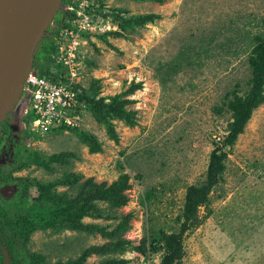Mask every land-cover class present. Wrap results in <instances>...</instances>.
Instances as JSON below:
<instances>
[{"label": "rangeland", "instance_id": "1", "mask_svg": "<svg viewBox=\"0 0 264 264\" xmlns=\"http://www.w3.org/2000/svg\"><path fill=\"white\" fill-rule=\"evenodd\" d=\"M93 1L96 9L103 7L102 14L95 12L98 19L117 10L127 17L158 16L123 38H99L120 31L118 24L109 20L84 43L88 64L81 85L88 88L97 80L102 98L140 85L126 97L135 102L127 108L137 111L138 124L131 128L113 121L117 142L104 124L82 109L83 119L77 128L102 144V153H91L76 132L54 130L44 137L34 136L21 115L22 104H17L7 117L11 129L0 148V197L9 202L22 181L32 184L21 200L25 203L15 208L26 217L18 264H75L89 248L120 240L128 243L123 252L93 254L84 263L125 259L129 264H142L151 258L153 264H161L165 236L179 232L182 225L179 216L188 188L206 181L211 154L227 135L232 120L227 95L237 85L241 95L249 89V59L257 40L264 39V0ZM63 11L61 7L51 27L61 28V21L67 18ZM50 31L45 36L49 40L53 37ZM40 49L41 45L34 55L36 61ZM41 63L33 67L35 73L52 70L49 60ZM26 131L32 136H23ZM224 151L228 154L226 170L211 193L209 210L202 208L199 213L201 224L183 236L181 264H264V104L254 111L235 145L224 147ZM35 152L46 161L65 152L77 158L69 163L51 162L49 169L29 164ZM19 163L29 165L17 170ZM72 174L81 177L78 182L61 184L66 178L71 180ZM124 175L130 177L128 205L115 209L99 202L98 207L111 217L85 218L84 223L113 231L130 216L127 231L111 239L67 226L63 213L70 202L64 199L74 201L90 178L112 184ZM51 184L55 201L37 200L36 185ZM55 203L59 205H52ZM9 216L14 217L11 212ZM144 239L147 248L158 242L161 249L142 255L135 248L141 247Z\"/></svg>", "mask_w": 264, "mask_h": 264}, {"label": "trees", "instance_id": "2", "mask_svg": "<svg viewBox=\"0 0 264 264\" xmlns=\"http://www.w3.org/2000/svg\"><path fill=\"white\" fill-rule=\"evenodd\" d=\"M138 1H153L161 4L168 0ZM64 2L65 5L68 3L67 0H64ZM101 5L104 6V4ZM102 8L103 7H101V9ZM101 9L97 10L100 14H102ZM122 12V10H117L115 13H105L102 15L105 20H111V22L116 24V26L118 24L120 31H112L110 33L108 32L101 37L98 36L99 38H123L125 33L136 32L137 28L144 27L148 23L154 22L156 19H158V16L154 14L127 17V15ZM66 15L68 16L69 13ZM50 28V32L53 34V37H50L51 40H49L48 37L44 38L43 41L45 42L40 44L42 49H40L41 51L39 52L41 53L40 57L37 55L38 61H36V59L34 60L33 67H40L43 60H49L51 67L53 66L52 55L56 51L57 44V42L53 41V38L57 41L60 28ZM257 42L258 45L255 46L249 59L250 68L252 71V77L248 81L249 89L241 95L240 85H237L236 90L227 95V99H229L228 110L232 113V120L226 129L227 135L211 154L206 181L199 186H191L188 188L184 210L179 216V221H181L182 225L179 232H173L165 236L164 241L166 253L161 264H181L182 258L185 255L183 236L189 229L197 227L201 224L202 219L200 218L199 213L201 212L202 208L209 210L212 197L211 193H213L219 182L222 180V176L226 170L228 154L224 151V147H233L235 145L239 136L244 133L245 127L251 120L254 111L264 104V39H259ZM49 46L51 49L48 48ZM38 73L41 76H52L55 78L51 72V69H40ZM97 84L98 81L95 80L88 88H83L80 86L81 92L79 94V101L85 105L87 113L90 112L97 119V121L104 124L111 138L118 142V134L113 121H122L131 128L137 126V111L129 110L127 108L130 104H134L135 102L127 99L126 97L140 89L141 86L137 85L134 88H131L129 91L123 92L122 94L116 95L114 97L102 98L99 96L96 87ZM231 95L232 98L230 99ZM222 111V109H217V112L219 113H222ZM10 129L11 128L8 125L7 118L0 125V148L7 140ZM64 130H68L72 133L76 132L78 135H81V138L90 146L91 153L103 152L102 144L96 137H94V135L87 132H82L78 128H62L59 131ZM22 135L26 137L32 136L28 131L24 132ZM20 137L22 138L21 135ZM18 152L19 158L21 156L20 149ZM33 154L35 156L33 159H31L29 164L35 163L49 169H51V162L62 161V163H69L72 159L77 158L74 154L65 152L55 155L50 158L49 161H46V158L40 156L39 153L35 152ZM29 164L19 163L16 169L20 170ZM79 178L81 177L72 174L71 180L66 178L67 180H63L61 184L69 183L73 185L78 182L77 180ZM16 180L20 183L19 179ZM129 180L130 177L128 175H124V177L116 182H113L112 184H108L106 182L97 183L93 178L88 179L81 187L82 191L74 201L70 199H64L65 201L70 202V206L68 209H66V213H63V216L67 217L65 218L67 226L72 230L86 231L88 233H101L104 237L111 239L118 237L127 231L129 228L130 216L127 217L125 221L118 225L113 231H108L105 227L98 224H86L84 223V219L92 218L99 220L111 217V215H107L104 210L98 207L97 203L99 202H106L115 209L128 205L130 198L127 195V191L131 189ZM6 181L10 182L11 180ZM31 186L32 184L30 182L22 181L19 184L17 192L12 196L9 202L8 200L0 197V264H18L21 262L18 244L19 242H22V233L24 230V222L26 217L21 215L19 211L15 212V208H17L18 205L25 203L24 200H21L22 198H26L28 189ZM36 187H39L37 188L39 193L37 200H40L43 203L50 200L55 201V194L50 193L54 187L52 184L48 185V187H43L42 185H36ZM1 200L4 201V204L1 203ZM52 205L56 207L59 205V203ZM7 211L9 213L11 212L14 217L11 218ZM10 227L13 229L10 230ZM127 244L128 243H126V241L120 240L117 242H111L103 247H91L83 254L82 260L75 264H85V259L93 254L102 255L121 253L127 249L125 248V245ZM151 244L152 247H150V249L147 248L146 239H144L141 247H136L135 250L143 253L142 255H147V251L149 250L158 252L161 249L160 248L158 250L157 248L159 244L158 242L156 244ZM129 263L130 262L125 259H112L111 261H107L105 264Z\"/></svg>", "mask_w": 264, "mask_h": 264}, {"label": "built area", "instance_id": "3", "mask_svg": "<svg viewBox=\"0 0 264 264\" xmlns=\"http://www.w3.org/2000/svg\"><path fill=\"white\" fill-rule=\"evenodd\" d=\"M94 2L79 0L71 3L70 0L62 5L63 13L69 15L61 21L58 44L52 55V70L56 68V71L51 72L55 78L41 76L33 70L25 78L20 98L21 115L25 116L34 136L44 137L64 127H78L79 120L83 119L79 94L88 64L84 43L95 36L97 29L109 23L103 17L96 18L98 8ZM142 264L153 263L149 258Z\"/></svg>", "mask_w": 264, "mask_h": 264}, {"label": "water", "instance_id": "4", "mask_svg": "<svg viewBox=\"0 0 264 264\" xmlns=\"http://www.w3.org/2000/svg\"><path fill=\"white\" fill-rule=\"evenodd\" d=\"M63 0H0V125L20 102L34 55Z\"/></svg>", "mask_w": 264, "mask_h": 264}, {"label": "clouds", "instance_id": "5", "mask_svg": "<svg viewBox=\"0 0 264 264\" xmlns=\"http://www.w3.org/2000/svg\"><path fill=\"white\" fill-rule=\"evenodd\" d=\"M60 15H61V14H60ZM64 15H65V14L63 13V16H64ZM64 20H65V19H64ZM64 20H62V21H64ZM61 25H62V24H61ZM79 102H80V101H79ZM82 106H83L84 109H86L85 105H84L83 103H80V106H79L80 109H79V110H82ZM86 111H87V110H86ZM64 128H77V127H64ZM61 129H62V128H61ZM59 130H60V129H59ZM59 130H58V131H59Z\"/></svg>", "mask_w": 264, "mask_h": 264}, {"label": "flooded vegetation", "instance_id": "6", "mask_svg": "<svg viewBox=\"0 0 264 264\" xmlns=\"http://www.w3.org/2000/svg\"><path fill=\"white\" fill-rule=\"evenodd\" d=\"M13 193V192H12ZM15 194V193H14ZM8 264V263H7Z\"/></svg>", "mask_w": 264, "mask_h": 264}]
</instances>
